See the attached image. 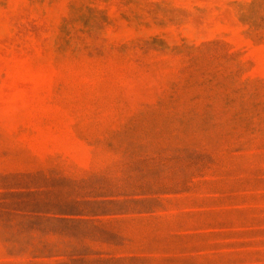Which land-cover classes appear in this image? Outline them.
I'll return each instance as SVG.
<instances>
[{"label": "rangeland", "instance_id": "374dc122", "mask_svg": "<svg viewBox=\"0 0 264 264\" xmlns=\"http://www.w3.org/2000/svg\"><path fill=\"white\" fill-rule=\"evenodd\" d=\"M0 264H264V0H0Z\"/></svg>", "mask_w": 264, "mask_h": 264}]
</instances>
